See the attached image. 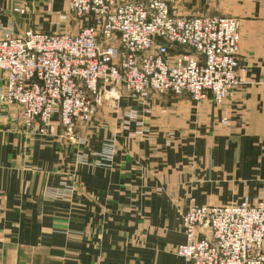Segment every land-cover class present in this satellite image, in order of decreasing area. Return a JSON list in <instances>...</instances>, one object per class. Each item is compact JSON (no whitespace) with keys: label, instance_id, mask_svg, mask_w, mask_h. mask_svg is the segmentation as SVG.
I'll list each match as a JSON object with an SVG mask.
<instances>
[{"label":"crops","instance_id":"crops-1","mask_svg":"<svg viewBox=\"0 0 264 264\" xmlns=\"http://www.w3.org/2000/svg\"><path fill=\"white\" fill-rule=\"evenodd\" d=\"M69 2L0 0V35L77 30ZM178 13L241 20L242 84L220 106L211 95L195 102L167 93L144 106L125 97L118 111L104 108L80 126L88 144L78 146L57 116L55 135L41 137L39 124L27 128L19 107L0 101V264H187L174 250L185 243L191 203L264 202V0H186ZM6 85L0 72V94ZM128 107L147 134H135V123L124 130ZM108 137L116 139L112 168L96 163ZM80 150L90 165L76 169L75 196L55 199Z\"/></svg>","mask_w":264,"mask_h":264},{"label":"built area","instance_id":"built-area-1","mask_svg":"<svg viewBox=\"0 0 264 264\" xmlns=\"http://www.w3.org/2000/svg\"><path fill=\"white\" fill-rule=\"evenodd\" d=\"M182 1L70 0L69 14L83 21L75 34L2 33L0 101L18 106L27 128L39 123L40 136L55 135L57 116L70 140L104 99L117 107L123 93L140 104L167 93L224 104L242 84L241 21L177 15ZM115 145L105 144L101 166L113 167ZM182 225L185 243L174 252L187 264H264V202L193 205Z\"/></svg>","mask_w":264,"mask_h":264},{"label":"rangeland","instance_id":"rangeland-1","mask_svg":"<svg viewBox=\"0 0 264 264\" xmlns=\"http://www.w3.org/2000/svg\"><path fill=\"white\" fill-rule=\"evenodd\" d=\"M186 2V0H183L181 3L179 2V3H177V4H175L174 6V12L177 14V15H181L180 13H178V10H179V8H181V6L184 4ZM71 15V14H70ZM182 16H187V15H182ZM189 16V15H188ZM201 16H221V15H217V14H208V15H201ZM71 17H72V19L70 18V21L72 20L73 22H75V26L77 27L78 26V24H79V26L77 27L78 29H79V27H81L82 25H83V21L81 20V19H78V18H76L75 16H73V15H71ZM222 17H232V16H222ZM234 18H237V17H234ZM237 19H239V18H237ZM241 21V20H240ZM242 24V23H241ZM78 29L77 30H74V27L72 26V24H70V25H67V29H65V30H69V31H64V32H62V33H70V34H75V33H77L78 32ZM58 30V29H57ZM56 33V32H55ZM161 95H163V94H154L153 96H161ZM152 96V97H153ZM125 97H127V95L125 94V93H123V95H122V99L120 100V102L118 103V106L116 107V106H114V105H112V104H106L107 103V101L108 100H110V99H104V101H103V105L102 106H100L99 108H98V111H97V115H96V117L94 118V120H93V122L95 121V119L97 118V116H98V114L105 108H110V109H112L113 111H118L119 109H120V104H121V102H122V100H123V98H125ZM155 97H153V98H151L150 100L151 101H153V99H154ZM150 100H148V101H146L145 103H143V104H141L142 106H144V105H147L148 103H149V101ZM157 100H162V97H160V98H158ZM150 101V102H151ZM130 115H132V117H130ZM143 118L142 117H140V115H139V112L137 111V110H135V109H133L132 107H128V110L126 111H124V113H123V128H124V130H126V131H130V129H131V126H132V124L133 123H135L136 124V126H137V128H138V130H140L138 133H136L135 132V134H138V135H144V134H147L148 133V131H147V129H146V125H145V123H144V121L142 120ZM92 122V123H93ZM37 124H39V123H37ZM80 126H89V125H87V124H79L78 126H77V128H76V130H75V132H74V136H73V138H72V140H70V137H68V136H66V137H68L69 138V140L70 141H72V142H77L76 143V145H78V146H86L87 144H88V142H87V138L85 137V136H79L78 135V131H79V129H80ZM37 131V134H40V129H37L36 130ZM134 136V135H133ZM41 137H46V136H41ZM47 138V137H46ZM108 143H111V144H114V143H116V139L115 138H112V137H108V138H106L105 140H104V143H103V147H102V149H101V151L100 152H98V153H96V158H97V160H96V163H97V165H99V166H101L100 164H99V155L103 152V149H104V147H105V144H108ZM115 151H116V145H115ZM86 165H90V156L85 152V151H78V153L76 154V156H75V162H74V166H76L75 168H74V170H73V172L72 173H70V172H65V173H69L68 174V177H69V179H65V180H63L62 181V183L60 184V187L59 188H57L56 190H60V189H62V190H64V189H67V193H65L64 195H62V196H55L54 198L55 199H71V198H73L75 195V192H76V188H77V180H76V169L78 168V166H86ZM72 179H74V182H72ZM64 188V189H63ZM245 199H248V198H244L243 200H245ZM242 201V200H241ZM240 201V202H241ZM250 202V201H249ZM239 203V202H238ZM251 203V202H250ZM251 204H255V203H251ZM194 204H192L191 203V205L189 206V208L191 207V206H193ZM218 206V205H217ZM189 208H188V210H189ZM187 210V211H188ZM187 211H185L184 213H182V218H183V215L187 212Z\"/></svg>","mask_w":264,"mask_h":264}]
</instances>
